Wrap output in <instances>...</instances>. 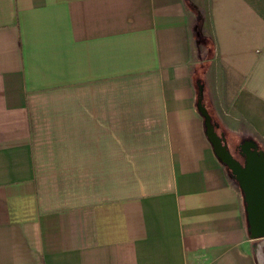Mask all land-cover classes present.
<instances>
[{
	"label": "crops",
	"instance_id": "obj_1",
	"mask_svg": "<svg viewBox=\"0 0 264 264\" xmlns=\"http://www.w3.org/2000/svg\"><path fill=\"white\" fill-rule=\"evenodd\" d=\"M187 1L0 0V264H264L196 109L264 150V0Z\"/></svg>",
	"mask_w": 264,
	"mask_h": 264
},
{
	"label": "water",
	"instance_id": "obj_2",
	"mask_svg": "<svg viewBox=\"0 0 264 264\" xmlns=\"http://www.w3.org/2000/svg\"><path fill=\"white\" fill-rule=\"evenodd\" d=\"M196 109L202 118L204 134L214 156L228 169L240 189L246 214L247 231L251 239L264 238V150L253 139L242 140L238 147L242 162L229 151L223 133H217L203 102L204 85L198 81Z\"/></svg>",
	"mask_w": 264,
	"mask_h": 264
},
{
	"label": "rangeland",
	"instance_id": "obj_3",
	"mask_svg": "<svg viewBox=\"0 0 264 264\" xmlns=\"http://www.w3.org/2000/svg\"><path fill=\"white\" fill-rule=\"evenodd\" d=\"M198 70L199 69H196L194 71L195 76L198 73ZM202 81H203L202 84L204 85V87H203V102H204V94H205V99H206V94H207V96L211 95V91L208 88H206L207 87L206 81L205 80H202ZM204 105H205V103H204ZM213 109H214V111H213ZM213 109H212L213 115L211 114V117H212L213 122L215 124H217L216 132L218 134L219 133L224 134V136L226 138V142L228 144L229 151L237 160L242 162V158H241L239 152L237 151V149L239 148L238 145H239V143H241L242 140H248V139L254 140V138L251 136H246L245 138H240L237 134H233L232 132H229L230 130L228 128H226L229 126V124L224 120L225 117L223 116V113H221V110L219 109V107H216V108L213 107Z\"/></svg>",
	"mask_w": 264,
	"mask_h": 264
},
{
	"label": "trees",
	"instance_id": "obj_4",
	"mask_svg": "<svg viewBox=\"0 0 264 264\" xmlns=\"http://www.w3.org/2000/svg\"><path fill=\"white\" fill-rule=\"evenodd\" d=\"M184 3L186 4L187 8H191L190 3L187 0H184ZM193 34H194L195 41H197L199 43V46L203 49V51H202V53L200 55V57H201L200 59L202 60L207 55L206 50L209 48L210 43H209L208 38L205 37L204 34L202 33V31L200 30V25H199L197 20H195L194 25H193ZM195 80L198 81L197 79H195ZM199 81L201 83L203 82L202 80H199ZM196 93H197V90H196ZM225 169H226V171H227V173H228V175L230 177V180H232L236 184L235 180L233 179V177L229 173L228 169L226 167H225Z\"/></svg>",
	"mask_w": 264,
	"mask_h": 264
},
{
	"label": "flooded vegetation",
	"instance_id": "obj_5",
	"mask_svg": "<svg viewBox=\"0 0 264 264\" xmlns=\"http://www.w3.org/2000/svg\"><path fill=\"white\" fill-rule=\"evenodd\" d=\"M237 151L240 153V148H238ZM240 162H241V161H240Z\"/></svg>",
	"mask_w": 264,
	"mask_h": 264
}]
</instances>
